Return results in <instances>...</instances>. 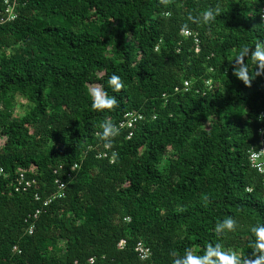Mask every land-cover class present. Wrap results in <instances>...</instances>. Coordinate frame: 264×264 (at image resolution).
I'll use <instances>...</instances> for the list:
<instances>
[{
    "label": "trees",
    "instance_id": "16d2710c",
    "mask_svg": "<svg viewBox=\"0 0 264 264\" xmlns=\"http://www.w3.org/2000/svg\"><path fill=\"white\" fill-rule=\"evenodd\" d=\"M217 4L213 23H190ZM258 41L264 0H19L17 17L0 25V264H172L173 249L217 242L250 255V227L264 223V174L249 160L264 125V75L246 87L230 62ZM113 73L119 92L107 83ZM90 84L118 106L94 111ZM10 93L35 110L17 115ZM128 112L142 116L132 128L120 126ZM105 117L120 129L111 149L96 136ZM19 171L36 185L14 191ZM57 178L64 196L43 206ZM226 216L239 227L217 237Z\"/></svg>",
    "mask_w": 264,
    "mask_h": 264
},
{
    "label": "clouds",
    "instance_id": "9594fccd",
    "mask_svg": "<svg viewBox=\"0 0 264 264\" xmlns=\"http://www.w3.org/2000/svg\"><path fill=\"white\" fill-rule=\"evenodd\" d=\"M172 0H160L165 7L171 4ZM222 7L217 4L203 10L199 15L189 18L191 24L209 25L213 23L217 16L221 15ZM191 31L189 23L181 25V33ZM246 58H250L256 65L255 73L249 71V65ZM230 63L233 64V75L243 82L246 87L251 88L254 76L264 75V41H258L254 47L244 45L236 53L235 59ZM108 85L114 92L121 91L125 85L122 78L113 73L107 81ZM87 94L91 99V107L94 111L105 112L112 111L118 106V100L115 96L109 95L101 84H90ZM100 131L96 136L103 142L105 149L113 147V141L120 134V129L108 117H105L99 125ZM116 153L112 156L115 158ZM207 200V196L204 197ZM239 227L238 220L233 216H226L224 219L217 221L214 231L217 237H226L230 233H235ZM254 240L249 243L251 254L242 257L240 253L232 248H226L223 243H208L202 253L194 251L192 247L184 249L180 254L175 249L169 252L172 258V264H264V223H257L250 227Z\"/></svg>",
    "mask_w": 264,
    "mask_h": 264
},
{
    "label": "built area",
    "instance_id": "2783aa9c",
    "mask_svg": "<svg viewBox=\"0 0 264 264\" xmlns=\"http://www.w3.org/2000/svg\"><path fill=\"white\" fill-rule=\"evenodd\" d=\"M2 2L4 7L3 9L0 10V25L5 24L8 21H12L17 17V7L19 5V0H2ZM189 34L190 32L186 33L185 35H189ZM197 51L198 48H196V52ZM188 86H189V82L184 81L183 89L187 90ZM181 89L182 87L177 86L175 87L174 90L179 91ZM263 117H264V113L260 115V118ZM139 119H142L141 115L136 116L132 112H128L124 115V119L120 122V126L132 128L134 126V123ZM259 132H260L259 149L258 150L253 149L249 152V160L251 165L254 168H256L259 171V173L264 174V125L259 129ZM130 135L131 133L129 134V137ZM75 168H77V164H74L72 166V169ZM31 170L33 169L31 168ZM0 172H2L1 169ZM54 172L57 173V170H55ZM34 184L36 185V180L33 177L31 178L27 177L24 171H19L18 175L14 179L13 188L14 191L16 192L25 191L27 188H30ZM55 184H56V192L52 193V195L48 196L43 200V206H47L49 203H51L53 199L57 197L64 196L65 187H66L65 181H63L61 178H57L55 180ZM263 186H264V182H263ZM34 196L36 200L42 201L41 196L37 192H34ZM41 211H42L41 208L37 209L32 214V217L37 218L41 213ZM32 230H33V225L29 227L28 232L30 233L32 232ZM125 242L126 241L124 239H121L118 243V247L119 248L124 247ZM135 251L140 260H147L151 255V250L149 249V247L145 246L141 241L136 243ZM93 260H94L93 258L88 259L89 263H93Z\"/></svg>",
    "mask_w": 264,
    "mask_h": 264
},
{
    "label": "rangeland",
    "instance_id": "374dc122",
    "mask_svg": "<svg viewBox=\"0 0 264 264\" xmlns=\"http://www.w3.org/2000/svg\"><path fill=\"white\" fill-rule=\"evenodd\" d=\"M9 95L11 96H8L4 101L7 105L15 109L17 115H29L35 110V106L28 100L29 98L27 96L20 93H10ZM4 140V138L1 139L0 143L2 144Z\"/></svg>",
    "mask_w": 264,
    "mask_h": 264
}]
</instances>
